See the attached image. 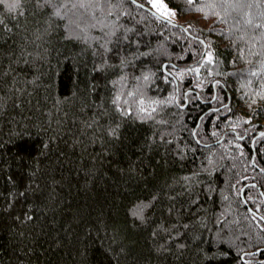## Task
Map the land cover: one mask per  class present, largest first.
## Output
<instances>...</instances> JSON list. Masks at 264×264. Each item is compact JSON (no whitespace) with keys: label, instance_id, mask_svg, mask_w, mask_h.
Listing matches in <instances>:
<instances>
[{"label":"trees","instance_id":"1","mask_svg":"<svg viewBox=\"0 0 264 264\" xmlns=\"http://www.w3.org/2000/svg\"><path fill=\"white\" fill-rule=\"evenodd\" d=\"M165 1L110 53L78 0L0 4V264H264V0Z\"/></svg>","mask_w":264,"mask_h":264},{"label":"snow or ice","instance_id":"2","mask_svg":"<svg viewBox=\"0 0 264 264\" xmlns=\"http://www.w3.org/2000/svg\"><path fill=\"white\" fill-rule=\"evenodd\" d=\"M151 6L156 9L157 12L163 13L165 17L169 15V13H174L173 9H170L167 4L163 3V0H147ZM0 4H3V6L8 9V10H14L18 9L21 7V0H0ZM38 6L41 7H48L52 9L51 15L52 16H57L61 17L64 15V13L61 11L66 7V4L64 3H57L56 0H37ZM129 5H136L137 7H142V5L139 4V0H78V4H73L72 7H79L82 9L87 10L90 13L95 14L96 10H99L100 13L103 14L102 18L107 20V24L105 27L108 28V31L106 33L107 39L102 36H95L92 37L93 39L101 41V48L105 50V53H110L111 49L109 48V41L112 40L114 43H118V40L115 39V34L118 30H121V37L124 41H128L129 37L127 33L132 31L131 27H124L123 24H121L119 21L121 17H126L129 15ZM256 23H260L259 21H256ZM65 28H68V25H64ZM96 26H99L98 24ZM50 27V25H49ZM77 27L81 28L82 30H87V26L85 25H77ZM70 33H66L68 35ZM74 35V34H73ZM85 39H88L87 36H85ZM131 43H139L136 40L131 41ZM134 58V57H133ZM205 60H213V56L211 52H209L206 56H204ZM126 57H124L122 54H117L116 55V63L112 64L109 63V58L107 55L102 54V63H99L96 65L97 68L104 69L105 66L109 68H116L117 66L121 69H123L126 64H125ZM183 72H194L197 75H199V64L194 65L191 68H184L181 70V72L176 73V76L182 78V73ZM151 75V73L144 74L142 77H136L137 80H140L143 78L144 80H148V77ZM119 79L123 81L125 79L123 73L119 76ZM168 76H164V80H168ZM113 84L116 83L115 80L112 81ZM172 83L175 84L176 80H172ZM197 87H200V84L196 85ZM119 93L117 94V100L119 99ZM129 96H138L139 100L137 103V108L139 113H153L155 111V108L159 104H171L175 101V97L173 99H168V100H159V99H153V98H145V96L139 92L133 93L129 92ZM170 96L172 93L169 94ZM117 100H114L113 103L115 106L119 109L121 108L120 103L117 102ZM135 102V101H134ZM183 107V105H181ZM127 112H131L132 109L128 108L126 110ZM140 119H144V116L141 115L139 117ZM113 134H116V129L111 128L109 129ZM261 135H264V133H261ZM155 198V197H153ZM134 215L138 216L139 218L143 219V216L141 214V210L138 209ZM262 220H264V217H261ZM167 231V229H165ZM217 239H223L222 236H218ZM202 255L209 260V262L214 258L215 256H226L228 255L227 252L223 251H217V252H212V251H206V250H201ZM258 252L264 251L261 249H257ZM251 255V254H249ZM241 260H243V255L239 257ZM246 264H252L251 261H247Z\"/></svg>","mask_w":264,"mask_h":264},{"label":"rangeland","instance_id":"3","mask_svg":"<svg viewBox=\"0 0 264 264\" xmlns=\"http://www.w3.org/2000/svg\"><path fill=\"white\" fill-rule=\"evenodd\" d=\"M163 3L167 4V2H166L165 0H163ZM167 6H168L170 9H173V10H174V8L171 7V6H169L168 4H167ZM153 10H154L159 16L164 17V18H167V19H169V20H175V18H176L175 10H174V13H169V15H168L167 17H165V16L163 15V13H161V12H157L156 9L153 8Z\"/></svg>","mask_w":264,"mask_h":264},{"label":"water","instance_id":"4","mask_svg":"<svg viewBox=\"0 0 264 264\" xmlns=\"http://www.w3.org/2000/svg\"><path fill=\"white\" fill-rule=\"evenodd\" d=\"M140 5H142V6H144L145 8H147L148 10H150V11H152V12H154L155 14H157L152 8H150V7H148V6H145L144 4H141V3H139ZM158 15V14H157ZM159 16V15H158ZM165 66V65H164ZM253 141H254V139H253ZM253 144V143H252ZM242 197H244V195H243V193H242Z\"/></svg>","mask_w":264,"mask_h":264}]
</instances>
